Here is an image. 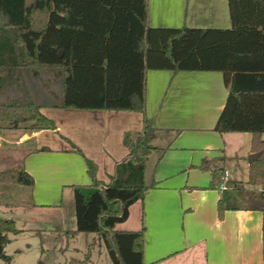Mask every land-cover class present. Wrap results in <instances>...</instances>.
Instances as JSON below:
<instances>
[{
	"label": "trees",
	"instance_id": "16d2710c",
	"mask_svg": "<svg viewBox=\"0 0 264 264\" xmlns=\"http://www.w3.org/2000/svg\"><path fill=\"white\" fill-rule=\"evenodd\" d=\"M228 1L232 26L221 28L151 26L148 0H0V121L56 129L42 112L48 107L144 113L134 141L125 137L130 151L110 181L99 180L88 160L91 183L74 185L76 227L67 234L94 233L80 264H95L92 251L103 243L114 264H145L146 227L117 224L153 185L145 178L157 130L145 114L149 69L223 72L229 92L215 130L251 132L253 150L262 153L250 164L254 188L227 181L219 214L241 208L264 214V0ZM212 172L215 186L224 171ZM3 183L32 186L34 177L6 168ZM20 230L14 218L0 217V264H14L6 245Z\"/></svg>",
	"mask_w": 264,
	"mask_h": 264
},
{
	"label": "crops",
	"instance_id": "0c3cea01",
	"mask_svg": "<svg viewBox=\"0 0 264 264\" xmlns=\"http://www.w3.org/2000/svg\"><path fill=\"white\" fill-rule=\"evenodd\" d=\"M148 3L151 26H232L228 0ZM228 92L224 74L218 70L147 72L145 114L154 120L157 130L145 178L153 185L143 200L131 205L127 220L117 224L126 230L146 227L145 264H264L263 212L228 209L220 216L218 202L225 189H220L221 181L211 184L213 169L220 168L230 171L227 181L254 188L249 183L248 160L255 152L253 134L215 130ZM42 112L55 121L56 129H31L29 124L14 127L0 121V170L24 168L34 177L32 186L18 187L31 195L33 203L25 208L16 204L19 212L11 218L21 229L17 234L25 229L46 231L18 224L20 218L31 223L41 218L56 225L48 230L67 236L76 227L74 185L92 181L88 160L95 164L96 177L109 182L117 163L130 151L126 133L143 129L144 113L52 107L42 108ZM9 185L3 183L0 194ZM65 202L74 204L73 215L71 209H65ZM68 211L71 219L65 224L61 217ZM91 234L86 250L94 238ZM68 236L74 241L80 233ZM74 248L80 250L77 245ZM41 258L46 264L43 254Z\"/></svg>",
	"mask_w": 264,
	"mask_h": 264
},
{
	"label": "rangeland",
	"instance_id": "374dc122",
	"mask_svg": "<svg viewBox=\"0 0 264 264\" xmlns=\"http://www.w3.org/2000/svg\"><path fill=\"white\" fill-rule=\"evenodd\" d=\"M126 136H128L129 140L134 141L135 132H127ZM1 186L2 184H0V187ZM7 187L9 190L6 191V193L0 194V217L11 218L13 214H18L19 212L17 207H15L16 204H21V206L25 208L29 204L31 206L33 200L30 198V194L27 195L26 191L18 188L27 187V185L10 184ZM73 205L72 202H70V204L65 202V209H71L72 215ZM13 207H15L13 209L14 212L12 211ZM30 217L36 218L34 215ZM70 219L71 214L69 211L67 213L65 212L61 217V220L65 224H69ZM72 219H75L74 216ZM18 224L19 226L27 228H30L29 226H35L46 231L25 229V231L20 234H11V242L7 244L6 248L8 252H11L14 256V264H39L42 259V254L43 259L46 260V264H80V260L84 258V253L87 251V245L91 240L90 237L93 236L91 232H80V236H76L73 241L71 236H66L64 233L59 235V233L48 230L54 228L56 225L54 224V226H52L53 221L43 222L41 218H37L36 221H32V223L27 221L26 218H20ZM67 243L70 245L66 249ZM74 244L79 246L80 250H76ZM48 246L49 249L46 250ZM59 246H63V250H60ZM18 248H22V251H17ZM92 259L95 264H114L105 243L93 249Z\"/></svg>",
	"mask_w": 264,
	"mask_h": 264
},
{
	"label": "built area",
	"instance_id": "2783aa9c",
	"mask_svg": "<svg viewBox=\"0 0 264 264\" xmlns=\"http://www.w3.org/2000/svg\"><path fill=\"white\" fill-rule=\"evenodd\" d=\"M229 175H230V171L228 169H225L224 173L222 175V180L220 183V189L224 190L227 188V180L229 178Z\"/></svg>",
	"mask_w": 264,
	"mask_h": 264
},
{
	"label": "water",
	"instance_id": "95a60500",
	"mask_svg": "<svg viewBox=\"0 0 264 264\" xmlns=\"http://www.w3.org/2000/svg\"><path fill=\"white\" fill-rule=\"evenodd\" d=\"M62 53H63V51L61 50V51H60V55H62ZM261 153H262L261 151L251 153V154L249 155V159H248L249 162H250V163L253 162L256 158H258V157L260 156Z\"/></svg>",
	"mask_w": 264,
	"mask_h": 264
}]
</instances>
